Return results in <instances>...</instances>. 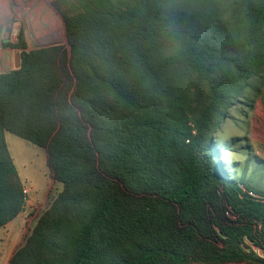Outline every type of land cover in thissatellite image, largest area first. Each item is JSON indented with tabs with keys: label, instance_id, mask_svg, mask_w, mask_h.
<instances>
[{
	"label": "trees",
	"instance_id": "16d2710c",
	"mask_svg": "<svg viewBox=\"0 0 264 264\" xmlns=\"http://www.w3.org/2000/svg\"><path fill=\"white\" fill-rule=\"evenodd\" d=\"M65 45L0 75V228L25 207L6 134L62 190L9 264H264V193L215 135L264 75V0H55ZM259 90V89H258Z\"/></svg>",
	"mask_w": 264,
	"mask_h": 264
},
{
	"label": "rangeland",
	"instance_id": "374dc122",
	"mask_svg": "<svg viewBox=\"0 0 264 264\" xmlns=\"http://www.w3.org/2000/svg\"><path fill=\"white\" fill-rule=\"evenodd\" d=\"M29 1L32 0H24L23 13ZM44 1L48 18L45 12L42 13V30L37 29L33 22L36 14L32 10L26 11L20 18H12V22L20 27L15 44L19 43L21 31L26 39L28 25V36H31L35 50L66 44L61 17L53 7L55 0ZM252 85L257 91H247L245 99L228 111L216 130L215 138L224 151L225 169L230 178L244 180L264 193V75L261 79L255 78ZM7 144L24 188L30 189L31 193L25 211L0 228V264H9L15 252L26 243L41 215L62 190V184L51 178L45 149L11 133H7Z\"/></svg>",
	"mask_w": 264,
	"mask_h": 264
},
{
	"label": "crops",
	"instance_id": "0c3cea01",
	"mask_svg": "<svg viewBox=\"0 0 264 264\" xmlns=\"http://www.w3.org/2000/svg\"><path fill=\"white\" fill-rule=\"evenodd\" d=\"M24 0H0V75L5 74L9 71L16 69V58L20 55L17 50L9 46V44L17 43V37L19 33L18 23H13L12 18L15 16L22 17L26 11L32 10L35 13L33 17V22H35L37 29H41L40 18L42 13H46V5L44 0H32L26 4L24 13L22 7L25 5ZM48 14L46 13V17ZM48 18V17H47ZM46 18L43 21L46 22ZM62 21V19H61ZM63 23V21H62ZM29 24V23H28ZM29 26V25H28ZM26 28V43L27 50L33 51L32 41H30L31 36L29 35L30 28ZM25 27V26H24ZM64 27V23H63ZM65 31V27H64ZM7 141V134H6Z\"/></svg>",
	"mask_w": 264,
	"mask_h": 264
},
{
	"label": "built area",
	"instance_id": "2783aa9c",
	"mask_svg": "<svg viewBox=\"0 0 264 264\" xmlns=\"http://www.w3.org/2000/svg\"><path fill=\"white\" fill-rule=\"evenodd\" d=\"M30 193H31V190L30 189H27V188H24L23 190V194H24V198H25V207L27 206L28 204V201H29V196H30Z\"/></svg>",
	"mask_w": 264,
	"mask_h": 264
},
{
	"label": "water",
	"instance_id": "95a60500",
	"mask_svg": "<svg viewBox=\"0 0 264 264\" xmlns=\"http://www.w3.org/2000/svg\"><path fill=\"white\" fill-rule=\"evenodd\" d=\"M21 67V64H20V55H17V58H16V69H19ZM26 207L23 208V211H25Z\"/></svg>",
	"mask_w": 264,
	"mask_h": 264
}]
</instances>
